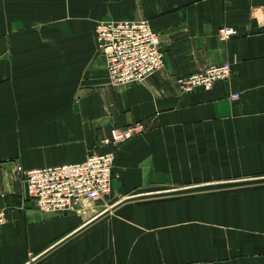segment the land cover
I'll return each instance as SVG.
<instances>
[{
  "label": "crops",
  "instance_id": "crops-1",
  "mask_svg": "<svg viewBox=\"0 0 264 264\" xmlns=\"http://www.w3.org/2000/svg\"><path fill=\"white\" fill-rule=\"evenodd\" d=\"M141 19L164 68L113 88L95 26ZM226 63L228 81L180 91ZM134 125L111 195L80 213L40 211L15 177ZM0 183V264H264V0H0Z\"/></svg>",
  "mask_w": 264,
  "mask_h": 264
},
{
  "label": "built area",
  "instance_id": "built-area-1",
  "mask_svg": "<svg viewBox=\"0 0 264 264\" xmlns=\"http://www.w3.org/2000/svg\"><path fill=\"white\" fill-rule=\"evenodd\" d=\"M219 35L228 41L238 33L233 28H224ZM95 41L98 52L105 58L109 85L113 88L142 84L164 68L161 36L147 19L100 22ZM232 74L231 65L226 63L180 78L178 86L183 94L208 91L217 83L228 81ZM143 130V125L115 128L111 138L104 142L114 147L113 152L92 153L78 164L28 171L25 181L28 200L40 211L59 216L80 213L105 201L112 193L116 177V149ZM7 221V210L0 209V229Z\"/></svg>",
  "mask_w": 264,
  "mask_h": 264
},
{
  "label": "rangeland",
  "instance_id": "rangeland-1",
  "mask_svg": "<svg viewBox=\"0 0 264 264\" xmlns=\"http://www.w3.org/2000/svg\"><path fill=\"white\" fill-rule=\"evenodd\" d=\"M96 26H95V31H96ZM28 171H30V170L25 169L23 166L17 164L16 170H15V177L18 181H20L24 185H26L25 181H26V175H27ZM1 187H2V185L0 183V198L2 200H5L6 194H5V192H2L3 190ZM0 209H6V208L4 206H0Z\"/></svg>",
  "mask_w": 264,
  "mask_h": 264
},
{
  "label": "bare ground",
  "instance_id": "bare-ground-1",
  "mask_svg": "<svg viewBox=\"0 0 264 264\" xmlns=\"http://www.w3.org/2000/svg\"><path fill=\"white\" fill-rule=\"evenodd\" d=\"M28 199H29V197H28ZM7 215H8V212H7Z\"/></svg>",
  "mask_w": 264,
  "mask_h": 264
}]
</instances>
